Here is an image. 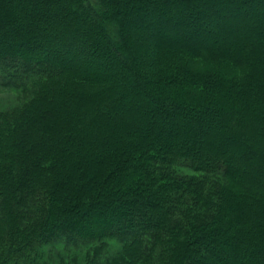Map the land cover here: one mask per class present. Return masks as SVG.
<instances>
[{"label":"trees","instance_id":"trees-1","mask_svg":"<svg viewBox=\"0 0 264 264\" xmlns=\"http://www.w3.org/2000/svg\"><path fill=\"white\" fill-rule=\"evenodd\" d=\"M261 32L264 0H0V264H264Z\"/></svg>","mask_w":264,"mask_h":264},{"label":"rangeland","instance_id":"rangeland-1","mask_svg":"<svg viewBox=\"0 0 264 264\" xmlns=\"http://www.w3.org/2000/svg\"><path fill=\"white\" fill-rule=\"evenodd\" d=\"M76 9V8H75ZM106 13V12H105ZM247 13H249V12H247ZM106 15H108V13H106ZM104 21L106 20V18H102ZM77 20H78V22L79 23H82V24H84V23H86V22H97V23H100V25H101V20H100V18L96 15V13H95V11H92V12H89V13H87V12H84V11H79L78 13H77ZM103 27H105V25H103ZM106 28V33L108 32V29H107V27H105ZM148 30L147 31H149V28H147ZM140 30H142V31H144V28L143 27H140V28H138L137 26H127L126 28H125V34H127V35H124V37L125 36H137L138 35V33L140 32ZM262 34L261 35H263V37H264V32H261ZM124 34V33H123ZM103 37V39H108V40H110V42H112L111 43V46H112V48H114L117 52H119V53H121V54H125V53H127V50H123V49H121L120 48V38H118L117 36H114V37H110V35H109V33H107L105 36H102ZM113 39H115L116 41H113ZM124 39V38H123ZM123 41H125V39L123 40ZM147 44V46L145 47V49L147 50V52H148V50L149 49H155L156 47H158V46H160L161 44L163 45L164 43L162 42H160L158 39H156V38H153V40H151V42H148V43H146ZM203 46L206 48V47H209V45H206V44H203ZM141 48V46L139 45L136 49L138 50V56H140L141 55V53H142V51L140 52L139 51V49ZM108 51H109V49H108ZM130 51V50H129ZM42 52V53H41ZM109 53H110V51H109ZM146 53V51H144V54ZM35 54H37L35 57H34V60H33V62H31L32 63V65H35V61H36V58H38L39 57V55H41V56H44L45 55V51H42V50H39L37 53H35ZM143 54V53H142ZM107 56H110V54H107ZM85 60V59H84ZM85 61H87V62H89V59H87V60H85ZM137 61H139V62H141V58H138L137 59ZM66 62H67V64L68 63H70L71 61L70 60H66ZM72 62H76V61H72ZM139 62H136L137 63V65L139 64L140 65V63ZM42 63L41 62H38V65H41ZM66 64V65H67ZM0 65H3V66H5V65H10V62L8 61V60H6V59H2V60H0ZM37 65V64H36ZM68 65H70V64H68ZM100 65V64H99ZM71 67L72 66H74V65H70ZM98 68V72H100V71H103L104 69H102V67L101 66H98L97 67ZM13 99H15V97L12 95V94H7V93H5V94H1L0 95V108H4V109H6V108H9L10 106H12V105H14L15 104V102H13ZM138 213H143V211H137ZM83 225V227H85V223H83L82 224ZM72 226V225H71ZM68 229H71V227L70 226H68L67 227ZM136 229V228H135ZM47 234V235H46ZM48 234H51V233H47V232H44L43 234H41L40 236H36V237H34L33 238V244L31 245V247H30V249L32 250V249H38V251H43V252H45V254H48V253H50V251L48 250V247H50L51 245H50V239H49V235ZM71 237H68L67 238V235H66V233L64 232V233H62V234H60V235H58L57 237H59L58 239L60 240V241H63V243H67V244H72V243H74L77 239H78V236L77 235H70ZM67 238V239H66ZM81 239H84V238H81ZM81 239H78V240H81ZM81 241H83V240H81ZM29 249V250H30ZM21 252H23V251H21ZM17 258H13V264H38V262H33V258H30L31 256L30 255H26V253H24L23 252V256L22 257H20V256H17V255H15ZM30 256V257H29ZM8 264H10V263H8Z\"/></svg>","mask_w":264,"mask_h":264}]
</instances>
